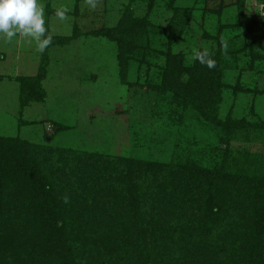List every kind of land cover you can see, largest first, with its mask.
Listing matches in <instances>:
<instances>
[{"label":"rangeland","instance_id":"obj_1","mask_svg":"<svg viewBox=\"0 0 264 264\" xmlns=\"http://www.w3.org/2000/svg\"><path fill=\"white\" fill-rule=\"evenodd\" d=\"M39 3L45 11L46 34L53 38L43 53L29 37L18 34L8 41L0 35V135L34 142V153L46 164L56 161L62 148L92 152L96 158L105 155L118 168L122 158L160 163L162 191H151L144 199L145 208L140 204L139 209L146 216H159L161 224L152 234L128 237L130 261L138 252L149 257L159 253L162 229L170 227L172 232L180 223L191 224L185 215L189 208L209 211L205 203L214 184L215 197L226 187L233 206L237 199L250 205L255 177L264 175V38L255 41L243 29L251 24L264 32L261 0ZM60 10L63 19L57 16ZM116 26L123 31L125 47L106 34ZM130 26L136 28L134 34L126 31ZM117 31L112 32L114 37ZM119 47L126 48L125 68ZM203 50L221 70L210 118L194 101L185 102V85L177 79L185 81L188 74L171 73L179 63L192 66L197 51ZM38 73L44 97L22 105L17 77ZM217 171H222L221 177H215ZM164 197L170 204L161 206ZM154 207L158 210L152 211ZM223 211L208 233L214 240L230 224L237 232L234 222L249 219V210ZM206 216L204 221L209 222ZM246 234L240 238L234 234V251L227 248L219 256L213 243L203 239L184 249L169 243L175 249L163 256L166 264H234ZM202 246L209 248L208 255ZM84 249L78 252L80 264H108L104 255L94 260V250L87 252L88 245ZM231 252L236 254L233 262Z\"/></svg>","mask_w":264,"mask_h":264},{"label":"trees","instance_id":"obj_2","mask_svg":"<svg viewBox=\"0 0 264 264\" xmlns=\"http://www.w3.org/2000/svg\"><path fill=\"white\" fill-rule=\"evenodd\" d=\"M244 26L243 31L251 32L255 41L264 38V32H258L251 24ZM113 31H117V36H113ZM126 31L134 34L136 28L130 26ZM106 34L115 38L120 47L124 46L125 38L121 36L123 31L119 27L108 29ZM120 47L118 54L122 59L121 66L125 68L126 48ZM171 73L173 76L188 74L185 81L177 79L185 85L182 87L186 93L185 102L188 99L194 101L201 113L210 118L217 105L214 94L219 91L221 81V70L216 64L214 68H208L195 59L192 66L179 63L178 70ZM41 78V73L17 77L22 105L43 99L39 84ZM36 148L34 142L19 135H0V264H80L78 252L83 253L87 245V252H95L92 254L94 260L104 255L108 264H166L167 259L163 255L168 254L169 248L173 252L176 246L184 249L202 239L213 243L218 256L227 248L234 251L233 236L236 234L240 238L244 231L247 234L241 243L243 251L239 252L240 259L234 264H264V175L255 177L254 195L250 205L247 203L249 206L237 203L238 199L233 206L226 187L221 188L220 197H215L214 184L208 195L211 199L205 203L209 211H201L202 206L189 208L192 210L185 211V215L190 217L191 224L180 223L172 232L170 227L161 228L157 240L163 243V248L159 247V253H149V257L138 252L130 261L131 254L126 248L128 237L134 233L152 234V231L156 232V225L161 224L159 216L152 213L146 216L145 211L139 209L140 204L145 206L144 199L151 196V191H162L161 164L152 160L139 162L122 158L118 168L113 159L105 155H102L104 158H96L92 152L78 153L69 148H62L57 160L46 164L39 159V154L34 153ZM221 175L222 171L215 177ZM70 177L75 178V182ZM64 196L69 198L68 203L64 202ZM184 197L181 194L179 199ZM233 198L236 199L235 194ZM169 204L168 198L161 200V206ZM232 208L249 210V219L234 222L237 232L230 224L217 240L212 239L208 235L215 228L212 221L222 217L223 213H220L224 209L230 211ZM151 210L158 209L154 207ZM206 215L209 222L204 221ZM202 248L208 255L209 248ZM230 256L233 262L236 254L231 252Z\"/></svg>","mask_w":264,"mask_h":264},{"label":"clouds","instance_id":"obj_3","mask_svg":"<svg viewBox=\"0 0 264 264\" xmlns=\"http://www.w3.org/2000/svg\"><path fill=\"white\" fill-rule=\"evenodd\" d=\"M64 11L57 12V16L64 18ZM45 11L39 0H0V35L11 41L18 34L29 37L36 42V47L43 53L52 43V36L47 33ZM227 47V45H225ZM195 59L214 68L216 61L207 50L197 51ZM69 202L67 196L63 197Z\"/></svg>","mask_w":264,"mask_h":264},{"label":"built area","instance_id":"obj_4","mask_svg":"<svg viewBox=\"0 0 264 264\" xmlns=\"http://www.w3.org/2000/svg\"><path fill=\"white\" fill-rule=\"evenodd\" d=\"M259 11L261 14L264 15V0H261L260 6H259Z\"/></svg>","mask_w":264,"mask_h":264}]
</instances>
